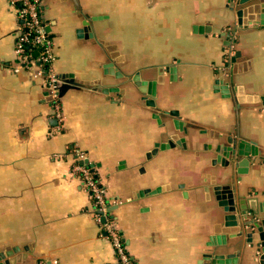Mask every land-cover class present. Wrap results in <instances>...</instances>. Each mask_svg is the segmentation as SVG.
<instances>
[{
    "label": "crops",
    "instance_id": "0c3cea01",
    "mask_svg": "<svg viewBox=\"0 0 264 264\" xmlns=\"http://www.w3.org/2000/svg\"><path fill=\"white\" fill-rule=\"evenodd\" d=\"M237 2L36 0L53 71L71 86L56 121L43 80L11 70L19 22L0 0V264H117L72 172L76 152L106 190L134 264H264L258 229L243 226L264 221V26L258 13L237 26ZM227 45L240 53L232 76ZM135 74L156 83L153 107ZM230 140L254 149L246 166ZM223 190L234 227L217 203ZM215 236L225 243L209 245Z\"/></svg>",
    "mask_w": 264,
    "mask_h": 264
},
{
    "label": "built area",
    "instance_id": "2783aa9c",
    "mask_svg": "<svg viewBox=\"0 0 264 264\" xmlns=\"http://www.w3.org/2000/svg\"><path fill=\"white\" fill-rule=\"evenodd\" d=\"M10 6L15 8L19 22L14 55L13 73L24 72L29 77L43 80V87L48 94L53 118L62 121L59 88L60 79L53 71L52 65L56 60L53 40L46 31L36 0H9ZM32 50H35L32 53ZM234 54L233 46L227 45L223 53L224 69L229 68V59ZM75 160L72 172L76 174L82 187L88 194L92 205L91 217L104 234L110 244L117 264H134L129 257L121 235L118 232L114 218L107 202L106 190L97 177L95 170L88 165L87 158L81 153L74 154ZM40 264H45L41 262Z\"/></svg>",
    "mask_w": 264,
    "mask_h": 264
},
{
    "label": "water",
    "instance_id": "95a60500",
    "mask_svg": "<svg viewBox=\"0 0 264 264\" xmlns=\"http://www.w3.org/2000/svg\"><path fill=\"white\" fill-rule=\"evenodd\" d=\"M238 5L241 6L242 8L236 9L235 10V14H236V24L237 26H241L243 24L242 22V16H244V14H249V15H254L255 13H258V20L257 23L259 25H263L264 26V0H238ZM205 30V32H208L207 29H203L202 27L198 26L193 28L192 32L193 33H202ZM227 43V42H226ZM240 57V53L239 52H234V54L231 56V58L229 59V68L226 70L227 72L229 71L231 76L238 74L240 72V67L236 66V61L238 60V58ZM111 73V72H110ZM131 81L133 82L134 86H136V88L138 89V91L141 94L147 95L150 98H147L146 100V105L153 107L154 103L152 101V98L155 95V86L156 83L154 81H146V80H140L139 76L137 74H135ZM71 86L70 84L67 83H63L60 88H59V92H58V96H61L62 93L69 89ZM233 87V86H232ZM215 91H218L222 94V97L224 98H228L229 97V93H228V86H223L222 88H220V90L218 89V86H215ZM48 95V94H47ZM259 101L261 102L262 105H264V96L259 98ZM176 115V114H173ZM154 118H156L157 116L153 115ZM173 127L175 130L178 131H183V125L182 123H180L178 120H174L173 121ZM231 144H233L232 148H230L228 150V152H230L231 156L236 157L237 159H240L238 161L239 166H246L248 164V161L246 159V157L248 156V154H250V156L254 155V149L252 148V150L250 149V151L248 150V147L246 146L247 143L244 141H239V142H235L230 140ZM159 148L161 150L168 148L169 144H158ZM240 171V170H238ZM217 203L218 206L220 207H224L225 211L228 213L224 216V226L225 227H234L237 225V219L235 218V216L231 213H233L235 211V206H234V199L231 193H229V191L223 190L217 192ZM243 212H245L246 210V206L243 209H239ZM262 212H264V210H262ZM243 226H252L253 228L258 229L259 232V240L261 241L260 246H261V261L264 263V236H263V229H264V221H260V227L257 225V223H255L254 221L250 222L248 221L247 223H245ZM238 233V232H237ZM239 235V234H237ZM248 239H250L249 236H247V241H249ZM224 244L225 243V238L223 236H215L213 238L210 239V243L209 245H214V244ZM203 259H208L210 260V264H235V260L234 257L232 256H227L225 258V256L222 255H214V256H208L205 255L202 257Z\"/></svg>",
    "mask_w": 264,
    "mask_h": 264
},
{
    "label": "trees",
    "instance_id": "16d2710c",
    "mask_svg": "<svg viewBox=\"0 0 264 264\" xmlns=\"http://www.w3.org/2000/svg\"><path fill=\"white\" fill-rule=\"evenodd\" d=\"M35 52V50H32V53H34Z\"/></svg>",
    "mask_w": 264,
    "mask_h": 264
},
{
    "label": "rangeland",
    "instance_id": "374dc122",
    "mask_svg": "<svg viewBox=\"0 0 264 264\" xmlns=\"http://www.w3.org/2000/svg\"><path fill=\"white\" fill-rule=\"evenodd\" d=\"M223 60V59H222Z\"/></svg>",
    "mask_w": 264,
    "mask_h": 264
}]
</instances>
